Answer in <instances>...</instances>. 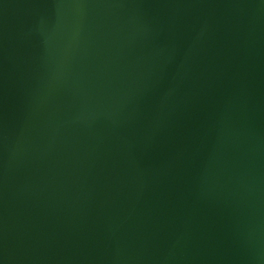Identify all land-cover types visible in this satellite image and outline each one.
Returning <instances> with one entry per match:
<instances>
[{
  "label": "water",
  "instance_id": "water-1",
  "mask_svg": "<svg viewBox=\"0 0 264 264\" xmlns=\"http://www.w3.org/2000/svg\"><path fill=\"white\" fill-rule=\"evenodd\" d=\"M0 264H264V0H0Z\"/></svg>",
  "mask_w": 264,
  "mask_h": 264
}]
</instances>
